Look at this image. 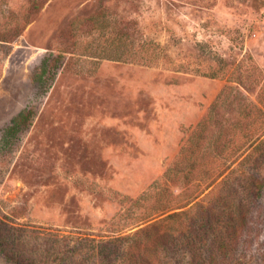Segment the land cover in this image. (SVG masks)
I'll return each mask as SVG.
<instances>
[{
  "label": "rangeland",
  "instance_id": "obj_1",
  "mask_svg": "<svg viewBox=\"0 0 264 264\" xmlns=\"http://www.w3.org/2000/svg\"><path fill=\"white\" fill-rule=\"evenodd\" d=\"M263 131L264 0H0V264H129L92 247L187 209ZM244 172L253 222L212 264H264V156ZM215 183L205 241L159 264L210 261Z\"/></svg>",
  "mask_w": 264,
  "mask_h": 264
},
{
  "label": "trees",
  "instance_id": "obj_2",
  "mask_svg": "<svg viewBox=\"0 0 264 264\" xmlns=\"http://www.w3.org/2000/svg\"><path fill=\"white\" fill-rule=\"evenodd\" d=\"M28 117V110H23L16 115L12 121L9 130H14ZM203 120L197 123V127L204 126ZM219 134V132H218ZM218 138V137H216ZM242 145L236 142L234 146L227 152V161L236 162V166L223 164L221 169L213 175L212 180L196 194L192 195L189 199L183 202L180 206L174 207L181 208L188 206L187 209L172 211L165 214L150 223L147 227L138 229L127 236L112 237L102 242L93 245L90 255H100L95 262L102 260L113 261L118 255L128 259L129 264H159L160 259L166 260L167 255L175 254L178 249V244L184 240L188 230L192 229L197 232L194 238L205 241L209 229V221L211 212L208 210L203 201L197 198L207 189L211 184H214L215 201L216 205L221 206L219 212V224L214 229L216 233L217 246L216 252L209 256L210 261L204 260L202 255L198 252L196 243L192 242L191 245L196 247V252H192L191 258L198 257V261L194 264H212L218 258L220 261L226 262L231 259V250L236 244L239 234L248 229L249 223L252 219L249 216L250 208L255 203L258 195L261 193L263 182L260 178L247 174L244 172V165L253 164L257 157L264 156V131L255 138L248 139ZM225 144L219 149L215 147L217 154H223L226 148ZM184 148L180 151L183 153ZM227 162V163H228ZM207 172L203 170L202 178L206 177ZM204 179V178H203ZM218 179V180H217ZM232 197L234 200H232ZM260 198V197H259ZM257 210V213H262ZM225 218V220H224ZM197 230V231H196ZM187 238V237H186ZM127 242L126 249H121V245ZM191 243V242H190ZM189 243V244H190ZM209 249V247H206ZM121 253V254H119ZM172 257V256H171ZM159 259V261H157Z\"/></svg>",
  "mask_w": 264,
  "mask_h": 264
}]
</instances>
